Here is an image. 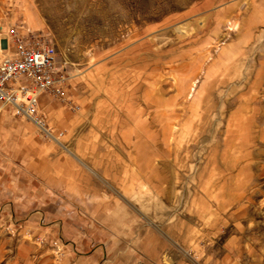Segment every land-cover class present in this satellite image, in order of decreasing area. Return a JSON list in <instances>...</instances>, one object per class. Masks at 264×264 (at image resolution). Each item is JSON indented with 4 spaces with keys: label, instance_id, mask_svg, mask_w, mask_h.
<instances>
[{
    "label": "rangeland",
    "instance_id": "obj_1",
    "mask_svg": "<svg viewBox=\"0 0 264 264\" xmlns=\"http://www.w3.org/2000/svg\"><path fill=\"white\" fill-rule=\"evenodd\" d=\"M11 25L54 48L63 91L39 100L50 135L0 110V264H68L60 241L106 228L136 260L139 240L264 264V0H0Z\"/></svg>",
    "mask_w": 264,
    "mask_h": 264
},
{
    "label": "built area",
    "instance_id": "obj_2",
    "mask_svg": "<svg viewBox=\"0 0 264 264\" xmlns=\"http://www.w3.org/2000/svg\"><path fill=\"white\" fill-rule=\"evenodd\" d=\"M7 34L12 46L0 55V110L29 117L37 123L40 96H59L63 91L62 77L57 74L54 48L20 33L11 25ZM8 42L3 49H7ZM58 242H53L57 246Z\"/></svg>",
    "mask_w": 264,
    "mask_h": 264
},
{
    "label": "crops",
    "instance_id": "obj_3",
    "mask_svg": "<svg viewBox=\"0 0 264 264\" xmlns=\"http://www.w3.org/2000/svg\"><path fill=\"white\" fill-rule=\"evenodd\" d=\"M1 32H3L2 26H0V55L2 52H8V50L12 49V46L10 44V40L6 33V30H5V35L2 34ZM6 39L9 44H8L7 49H3L4 46L6 45ZM54 207L55 209L59 208L58 202H55ZM97 220L96 219L87 220V224L88 223L90 224L89 225L90 228H95L97 227L95 225H101L100 221L99 220L97 221ZM66 225L62 222H55L52 226H55V229H54L55 231L56 230L58 231V229L63 231L62 233L64 237L67 238L69 236L67 228L69 227L68 225L66 227ZM106 229H107L108 237L106 236L107 242L105 243L104 248L101 249L100 247H97V249H93V250L89 249L85 254H77L74 256L72 255L73 246L77 245L76 237L69 236L67 242H65L66 244H64L62 241L59 240L63 246L62 250L65 253L64 255H66L67 263L68 264H162L161 261L158 260L157 249L155 250L151 249L152 247H150L148 244H146L143 241L141 242L137 240V260L135 259L134 256H131L130 254L127 255L124 250H121V251L118 249L113 250V247L111 245V242H112L111 240L114 236L112 235V231L110 229L108 228ZM88 231H90V229ZM85 236L86 238H88L89 235L85 234ZM70 240L72 242H75V245H73L74 243L72 244ZM87 248H90V247H87ZM171 260L173 261V259ZM173 264H177V262Z\"/></svg>",
    "mask_w": 264,
    "mask_h": 264
},
{
    "label": "bare ground",
    "instance_id": "obj_4",
    "mask_svg": "<svg viewBox=\"0 0 264 264\" xmlns=\"http://www.w3.org/2000/svg\"><path fill=\"white\" fill-rule=\"evenodd\" d=\"M41 122V121H40ZM40 122H36L37 123V125L42 129V130H44V131H46L47 132V134H51V133H49L43 126H42V124L40 123ZM53 136V135H52Z\"/></svg>",
    "mask_w": 264,
    "mask_h": 264
}]
</instances>
